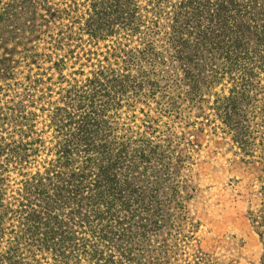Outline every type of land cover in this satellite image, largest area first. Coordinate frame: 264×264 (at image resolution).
<instances>
[{
	"label": "trees",
	"instance_id": "1",
	"mask_svg": "<svg viewBox=\"0 0 264 264\" xmlns=\"http://www.w3.org/2000/svg\"><path fill=\"white\" fill-rule=\"evenodd\" d=\"M0 48V264H177L186 130L264 127V0H0Z\"/></svg>",
	"mask_w": 264,
	"mask_h": 264
},
{
	"label": "rangeland",
	"instance_id": "2",
	"mask_svg": "<svg viewBox=\"0 0 264 264\" xmlns=\"http://www.w3.org/2000/svg\"><path fill=\"white\" fill-rule=\"evenodd\" d=\"M21 16L26 20V15ZM14 46L12 43L7 51L20 50ZM7 51L0 48V55L12 58ZM22 99L24 96L17 101ZM254 131H258L254 134L256 142L249 140L248 144L252 156H245L225 136L214 134L210 129L203 133H195L192 127L186 130L183 149L188 148L185 153L192 160L186 163L189 168L182 172L181 177L187 183L186 190L182 184L180 194L186 202L185 211L197 230L195 240L180 252L182 259L177 264L259 263L263 247L251 225L249 212L260 205L262 198L259 170L262 146L259 142L264 127ZM190 142H193V151L188 145ZM243 160L253 164L247 165Z\"/></svg>",
	"mask_w": 264,
	"mask_h": 264
}]
</instances>
